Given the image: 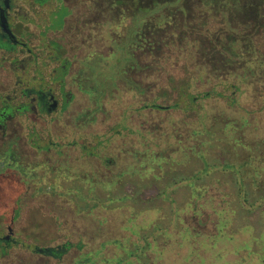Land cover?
I'll list each match as a JSON object with an SVG mask.
<instances>
[{
    "label": "rangeland",
    "instance_id": "obj_1",
    "mask_svg": "<svg viewBox=\"0 0 264 264\" xmlns=\"http://www.w3.org/2000/svg\"><path fill=\"white\" fill-rule=\"evenodd\" d=\"M65 2L72 4L74 0ZM260 9L264 11V1ZM220 20L215 19L210 26L221 31L223 20ZM149 21L155 23L153 20ZM131 22V19H127L126 26ZM144 22L141 21L135 28L138 32L142 30ZM258 22L264 25V19ZM55 23L56 21H53L51 24L55 26ZM232 27V32L236 31L239 27L237 21ZM262 27L254 37L257 46L253 51L252 71L255 78L243 80L240 92L235 93L236 106L228 107L235 104L230 97L232 88L226 87L224 90L221 79L215 78L205 85L207 88L203 87L204 85L199 87L208 89L216 84V91L225 94L222 98L212 96L203 100L206 111L205 125L199 123V114L194 111L181 112L173 109L168 113H150V119L156 121H163L171 114L179 123L178 131L184 136L187 130L193 131L190 141L192 145L176 150L175 146L179 143L172 142V149H169L168 153L163 152L171 154L169 158H163L164 156L157 152L159 150L154 149L158 155L154 152H146V156L134 154L128 151L133 147L130 143L133 141L127 140L122 147L124 154L115 156L116 166L108 167L103 159L111 152H102V155L95 157L96 145L92 146L89 140L84 141L83 138L82 144L87 146L81 149L82 155L79 156L77 150L65 147L64 154L56 156L53 151L44 152V155H31L24 140L23 143L11 146L12 141L0 137V264H264ZM117 31L120 36L126 35L125 29L120 28ZM104 32V27L98 24V36H103ZM117 44L119 46L114 49L117 54L113 59V67L119 88L122 89L125 83L126 87L155 86V76L149 74H144L140 82L131 81L130 71L122 77L116 75L119 68L133 67L131 64L120 63V57L126 53L137 59L139 65L143 64L138 54H133L131 43L128 46ZM193 71L194 67L190 66L188 71L178 70L177 74H191ZM137 73L134 72V76H137ZM195 91L197 90L193 92ZM115 94L120 96L121 93ZM171 98L170 101L174 102L175 92ZM128 100L133 104L131 98ZM118 101L115 96V104ZM186 103L184 99H179L181 106ZM136 106L134 104L132 107ZM243 109L248 113H244ZM185 121L189 123V129L186 128ZM164 125L162 122V126ZM120 130L128 135L133 128L126 125L120 126ZM7 146L13 147L18 153L14 156L18 159L17 165L8 155V151L4 152ZM90 154L94 156H89ZM42 163L48 166L45 169L48 174L41 171V167L38 168ZM41 175H44L40 179L45 183L48 209L45 210L41 204L34 203L38 209L33 208L34 212H26L30 208L27 196L33 186L27 189L22 183H32L31 180L35 181V178ZM18 179L24 182L19 183ZM14 199L15 204L12 202ZM198 204L200 210H203L202 206L214 210V214L217 213L218 218H221L218 226L221 229V239H217L214 244L208 239L202 240L197 234H190V237L184 239L178 238L180 217L189 215L192 211L199 214L200 210L196 209ZM13 207L21 214L10 224ZM143 213H146L144 219L137 218ZM214 214L211 220L215 219ZM8 225L12 228V240L5 242L1 237L7 234ZM125 225L140 227L133 229L136 235L132 237L130 228ZM164 227H170L171 235L167 236ZM181 229L184 231V228ZM135 240L140 244L143 240H150L152 247L156 244V252H153L150 246L142 251L137 250L138 247L134 246ZM66 241L98 248L80 256L76 253L75 257L73 252H68L62 263L44 258L42 254L34 251L36 248L56 246ZM100 243L107 245V249L101 253ZM171 243L179 245L167 247ZM189 243L194 244L193 247H188ZM154 255L159 258H154Z\"/></svg>",
    "mask_w": 264,
    "mask_h": 264
},
{
    "label": "flooded vegetation",
    "instance_id": "obj_2",
    "mask_svg": "<svg viewBox=\"0 0 264 264\" xmlns=\"http://www.w3.org/2000/svg\"><path fill=\"white\" fill-rule=\"evenodd\" d=\"M84 7L73 2L68 4L65 0H0V137L12 141L11 146L24 140L31 155L53 151L56 156H62L65 147L82 155L81 149L87 146L82 144L83 138L92 146L96 145L95 157L102 152H111L103 159L108 167L116 166L115 156L124 154L122 147L127 140L133 141H130L133 147L128 151L143 156L146 152L159 150L157 152L163 158H169L171 154L167 153L173 143H179L176 150L190 147L193 131L187 130L184 136L178 131L177 122L170 117L163 121L149 118L147 122L140 117L146 108L139 105L136 111L138 118L131 119L129 112L125 111L127 105L115 104V96H118L115 92L119 94L123 90L140 88L126 87L125 83L120 89L114 78L113 59L117 54V43L127 46L131 43L128 29H125L129 26L123 25L126 35L114 38L113 26L109 25L104 35L99 37L95 18H91L92 14ZM127 19L130 20L127 17L125 21ZM50 21L57 24L54 26ZM126 54L118 59L121 64L129 65L130 56ZM137 65L119 68L116 75L122 77L130 71L131 81L140 82L145 69ZM134 72H138L137 76ZM126 125L133 128L128 135L120 130V126ZM185 125L189 129V123ZM11 146H7L4 152L8 151L17 165L18 159L14 156L18 153ZM157 152L154 154L158 155ZM39 167L48 174L45 170L48 166L42 163ZM43 177L31 180L34 183H22L27 189L33 186L27 196L30 208L26 212L38 209L34 203L48 209L45 183L40 179ZM17 182L24 181L18 179ZM12 202L15 204L16 200ZM20 214L13 207L10 224ZM6 230L7 234L1 240L9 242L12 240L11 226L8 225ZM49 247H56L63 254L56 258ZM84 249L87 253L96 251L97 247L62 242L34 251L62 263L68 252H73L75 257L76 253L80 256Z\"/></svg>",
    "mask_w": 264,
    "mask_h": 264
},
{
    "label": "trees",
    "instance_id": "obj_3",
    "mask_svg": "<svg viewBox=\"0 0 264 264\" xmlns=\"http://www.w3.org/2000/svg\"><path fill=\"white\" fill-rule=\"evenodd\" d=\"M263 1L74 0V3L85 5L84 8L92 14L91 18H95L97 26L99 24L106 29L107 26L112 25L114 38L120 36L117 29L123 30V25L126 27L125 19L128 17L132 20L127 28L132 52L138 54L139 60L143 62L140 68L145 69L144 74L155 76L154 83L156 84L152 88L139 85L140 88L137 90L130 89L123 93L119 92L121 94L116 98L119 99L118 102L121 105L123 103L122 106L127 105L125 111L129 112L131 119L138 118L136 111L139 105H143L146 109L143 114H140V117L145 120L151 117L152 111L168 113L176 109L181 112H197L199 123L205 125L206 111L202 103L203 100L212 96L222 98V95L225 94L216 91V84L208 89L199 88L200 86L206 87L205 85L211 83L213 79L220 78L224 90L226 87L232 88L230 97L233 98L235 104L228 105V107H233L237 105L235 93L240 92L243 80L255 78L252 71L253 51L257 46L254 37L257 30L260 31L261 26H263L262 29L264 28L263 23L258 22L264 19V11L260 9ZM215 19L223 20L221 31L210 26ZM149 20H153L155 23H150ZM141 21H145L144 26L138 32L135 28L140 25ZM236 21L239 27L232 32V24ZM136 60L130 57L132 66H138ZM190 66L195 69L193 73L177 74L178 70L188 71ZM184 84L188 85L184 86ZM189 89L197 91L193 92ZM174 92L176 99L171 102ZM129 98L133 100V104L129 102ZM180 98L187 102L185 106L179 104ZM168 99L169 101L166 102ZM134 104L137 106L132 107ZM243 112L248 113L245 109ZM169 117L179 124L171 114ZM186 123L188 122L185 121L184 124ZM146 141L148 142V140ZM198 205L196 209L200 210V204ZM202 209L199 214L192 211L189 215L180 217L178 238L184 239L190 237L188 236L190 234H197L196 236H201L202 240H210L211 244H214L217 239H221V229L218 228L221 222L220 216L218 218L217 213L214 214V210L205 209L203 206ZM213 214L215 219L211 220ZM145 216L146 213H143L137 218L144 219ZM127 227L130 228V236H132L136 235L133 229L139 228L140 225ZM169 228H163L168 234L167 236L171 235ZM181 228H184V231ZM136 241H134V246L138 247L137 250L142 251L143 248L150 246L152 251L156 252L154 250L156 244L152 247L150 240H143L142 244ZM177 245L171 243L167 247L171 248ZM193 245L189 243L187 246L193 247ZM99 246H102L100 253L107 249V245L104 243H100ZM209 247H216V245H209ZM49 249L56 258L63 254V251L56 247H49ZM84 252H80V255L86 253ZM154 258L159 257L154 255Z\"/></svg>",
    "mask_w": 264,
    "mask_h": 264
}]
</instances>
